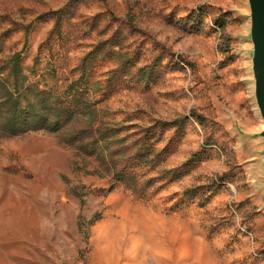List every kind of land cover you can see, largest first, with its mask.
<instances>
[{
    "label": "rangeland",
    "instance_id": "obj_1",
    "mask_svg": "<svg viewBox=\"0 0 264 264\" xmlns=\"http://www.w3.org/2000/svg\"><path fill=\"white\" fill-rule=\"evenodd\" d=\"M202 6L200 25L191 26L187 15ZM61 8L74 17L63 24L65 38L78 37L61 61L67 71L113 35L134 63L104 104L114 121L144 128L183 119L156 146L172 139L149 176L199 157L182 178L161 188L158 181L141 198L123 186L104 194L109 180L74 172L59 135L0 131V264H264L262 125L246 0H0V59L26 44L30 65L54 24L36 18ZM104 53L101 79L120 62ZM155 60L145 86L135 70Z\"/></svg>",
    "mask_w": 264,
    "mask_h": 264
},
{
    "label": "trees",
    "instance_id": "obj_2",
    "mask_svg": "<svg viewBox=\"0 0 264 264\" xmlns=\"http://www.w3.org/2000/svg\"><path fill=\"white\" fill-rule=\"evenodd\" d=\"M202 11L203 6L191 11L186 17L187 22L199 26ZM44 17L53 19L54 24L46 39L39 44L30 65L24 64L26 44L20 51L0 59L1 133L9 137L32 132L59 135L61 145L72 153L74 172L109 180V187L100 190L104 194L123 186L141 198L158 181L163 182L157 187L161 188L182 178L186 174L184 167L199 157L198 152L192 154L181 168L163 171L157 177L149 174L165 161L163 155L172 139L161 150L156 151V146L170 129L175 128L177 133L183 119L136 128L114 121L104 105L116 92L119 79L134 68L129 56L120 53L119 38L113 35L104 43L95 45L67 71L61 61L65 60L78 38L66 39L63 29V24L74 18L72 10L61 8L36 19ZM214 24L219 29L225 26L221 18ZM114 47L117 52L110 51ZM103 51V57L116 55L120 59L118 67L108 72L105 79L97 75ZM157 63L155 60L151 65L135 70L134 74L145 86L151 81ZM191 116L199 120L198 116ZM74 194L79 199L83 197L77 191ZM195 195L194 190L183 192L188 199ZM207 199L203 198L200 205H204Z\"/></svg>",
    "mask_w": 264,
    "mask_h": 264
},
{
    "label": "water",
    "instance_id": "obj_3",
    "mask_svg": "<svg viewBox=\"0 0 264 264\" xmlns=\"http://www.w3.org/2000/svg\"><path fill=\"white\" fill-rule=\"evenodd\" d=\"M246 7L252 96L262 125L255 136L261 144V170L264 180V0H246Z\"/></svg>",
    "mask_w": 264,
    "mask_h": 264
}]
</instances>
